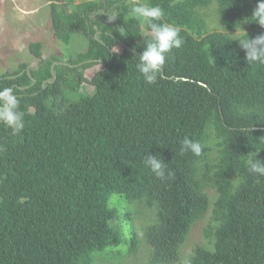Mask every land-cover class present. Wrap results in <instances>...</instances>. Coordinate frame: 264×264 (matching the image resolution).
<instances>
[{"label":"trees","instance_id":"1","mask_svg":"<svg viewBox=\"0 0 264 264\" xmlns=\"http://www.w3.org/2000/svg\"><path fill=\"white\" fill-rule=\"evenodd\" d=\"M45 1L54 36L87 44L51 71L61 59L29 42L37 65L0 74L25 125L18 136L0 125V264H93L124 240L116 194L142 224L126 262L147 248V264H264V177L248 170L249 158L264 161V65H249L235 40L264 33L250 20L257 0H148L183 39L154 85L135 67L151 33L130 0ZM95 63L88 93L83 71ZM185 136L199 156L180 154ZM149 153L170 178L147 168ZM201 221L202 242L182 257Z\"/></svg>","mask_w":264,"mask_h":264},{"label":"rangeland","instance_id":"2","mask_svg":"<svg viewBox=\"0 0 264 264\" xmlns=\"http://www.w3.org/2000/svg\"><path fill=\"white\" fill-rule=\"evenodd\" d=\"M78 1L75 0V2ZM214 10V5H211L206 10V15H208L209 19L215 18ZM49 20L48 7L45 0H0V74L17 68L22 61L33 67L37 65L38 59L34 58L28 51V44L32 41L40 40L43 43V58L54 55L61 59V61H53L55 64L56 62L66 63L64 60L70 54L85 50L87 44L85 36L75 35L70 45H65L54 36ZM101 67V63H95L83 71L85 80L81 82L82 90L88 93L93 92L94 87L90 83V79L94 72ZM73 95L69 98L74 99L78 93ZM110 204L117 207L120 212L124 229L122 232L124 240L118 245L94 252L93 264H134L131 261L126 262L129 254L127 255L125 252L140 249V228L142 224L135 216L131 220H127V207H125L126 203L121 199V196L117 194L112 196ZM204 224L205 221H201L192 227L183 248L182 257L191 252L196 242H202L201 232ZM132 231L138 234L135 238L136 240L134 239V244H132L133 240L130 239ZM147 253L146 248L143 254L145 258L140 264H147Z\"/></svg>","mask_w":264,"mask_h":264},{"label":"clouds","instance_id":"3","mask_svg":"<svg viewBox=\"0 0 264 264\" xmlns=\"http://www.w3.org/2000/svg\"><path fill=\"white\" fill-rule=\"evenodd\" d=\"M129 15L141 20L143 25L151 33V39L146 43L143 50L133 53L136 57V69L141 74L146 85H154L160 77L162 66L165 63L166 54L173 48H180L183 39L179 33L181 29L165 21V12L158 4H151L148 0H130ZM111 21L115 15L109 16ZM250 20L264 28V0H257L252 9ZM240 47L245 51V60L249 65H264V33L249 39H235ZM19 98L11 88L0 90V125L11 130L13 136H18L24 128L23 112L19 110ZM180 154L187 152L199 156L202 152V145L185 136L180 142ZM144 163L155 177L164 181L172 176L171 171H167L166 162L156 154L149 153L145 156ZM248 170L251 174L264 177V161L249 158Z\"/></svg>","mask_w":264,"mask_h":264},{"label":"water","instance_id":"4","mask_svg":"<svg viewBox=\"0 0 264 264\" xmlns=\"http://www.w3.org/2000/svg\"><path fill=\"white\" fill-rule=\"evenodd\" d=\"M57 63V62H56ZM55 63H53L52 65H51V71L53 70L52 68H53V65H54Z\"/></svg>","mask_w":264,"mask_h":264}]
</instances>
